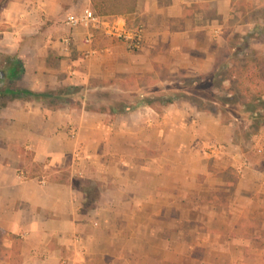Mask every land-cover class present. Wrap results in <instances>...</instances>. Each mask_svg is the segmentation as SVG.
<instances>
[{
  "label": "crops",
  "instance_id": "crops-1",
  "mask_svg": "<svg viewBox=\"0 0 264 264\" xmlns=\"http://www.w3.org/2000/svg\"><path fill=\"white\" fill-rule=\"evenodd\" d=\"M88 9L92 0H11L0 12V70L13 57L24 73L15 82L6 76L3 86L42 93L102 82L122 91L127 81L116 101L131 104L153 100L149 95L169 81L179 88L184 79L212 80L220 61L237 51L264 56V0H138L134 14L107 17L119 29L144 26L137 52L102 30H92L94 42L86 45L89 31L64 22ZM133 79L141 83L131 85ZM176 103L161 114L140 106L117 117L83 105L52 111L36 100L2 107L0 264H201L184 246L206 249L208 264H264V169L248 157L264 152V129L245 152L233 143L239 127L192 107L180 112ZM185 113L189 122L182 121ZM202 144L214 147V173L203 172L213 200L185 211L179 203L192 170L185 159L198 161ZM24 149L32 151L31 162ZM66 171L98 186L94 208L86 207L87 187L59 180ZM185 212L192 218L185 220ZM174 215L171 239L160 233L154 242Z\"/></svg>",
  "mask_w": 264,
  "mask_h": 264
},
{
  "label": "trees",
  "instance_id": "trees-1",
  "mask_svg": "<svg viewBox=\"0 0 264 264\" xmlns=\"http://www.w3.org/2000/svg\"><path fill=\"white\" fill-rule=\"evenodd\" d=\"M11 0L0 1V12L5 9ZM138 0H92V8L98 16L108 17L117 15H132L136 12ZM237 51L227 57L224 63L218 65V70L212 79L211 85L215 89L224 90V83L230 82L231 86L228 88L227 96L220 99H214V104L204 103L200 99H192V103L197 107L198 111L212 112L209 107H215L214 113H224L228 122H234L238 118L230 117L231 110L226 107L239 106L243 109L240 113L248 115L251 121L250 125L242 131L241 128L236 131L233 138V143L243 145L252 141L253 138L259 136L264 129V56H253L251 53ZM5 74L12 80H19L24 69L21 63L13 57H6ZM8 65V66H7ZM84 88L76 86H61L55 90L47 89L42 93H34L29 90L16 89L13 85L0 86V106L6 107L10 102L15 100L32 101L36 100L43 103L49 110L56 111L63 109L67 105L80 108L82 105L73 104L76 96L83 91ZM183 93V92H180ZM174 98H167V96H160L157 100L149 98L137 99L135 104H129L120 101H112L110 107H101L99 109H86L90 112H97L101 114H108L112 117L126 115L135 111L140 106H146L154 109L161 114L164 108L175 104L178 101H185L190 99L189 96L179 94ZM5 100V101H3ZM159 103L162 107L157 106ZM213 105V106H211ZM221 105V107L219 106ZM237 124V121H235ZM244 139L245 142L242 143ZM89 204V201L86 204ZM95 204H91L88 208L92 209ZM1 235V234H0ZM18 254V252H17Z\"/></svg>",
  "mask_w": 264,
  "mask_h": 264
},
{
  "label": "rangeland",
  "instance_id": "rangeland-1",
  "mask_svg": "<svg viewBox=\"0 0 264 264\" xmlns=\"http://www.w3.org/2000/svg\"><path fill=\"white\" fill-rule=\"evenodd\" d=\"M241 47L245 48V46H242V45H241ZM223 57L224 56L222 55L220 58H223ZM1 63L2 62L0 61V65H1ZM220 63H221V61H220ZM165 75H166V73H161V78L165 79L164 78ZM168 77L170 78V73H169ZM196 78H197V82L184 79L183 84L178 85L179 88H177L175 85L176 80L169 81L168 87L164 86L163 90H161V88H157L158 93H156V94H158V95L153 93L152 95H149V96L153 97L154 98L153 100H156V102H157V100L159 99V97L161 95L162 96L166 95L167 98H174L176 96H180L179 94L185 93V95L187 94L190 99L185 100V102H180V103H176V104L180 106L179 107L180 112L189 113L190 111H188V109L185 108V106L192 107L197 111V107L192 103L191 98L194 100L195 99L203 100L204 103L207 102L208 104H214V101L217 102L214 99H220V98H224L227 96L226 90H228V88H230V86H231V83L229 82L226 85V87H224V90L222 91L220 88L215 89V87L211 85V82H212L211 78H208L205 75L200 76V77H196ZM133 81H134V79H133ZM171 82H173L174 84L170 85ZM134 83H141V81L136 80L134 82H131V85ZM195 83H198V84L194 85ZM94 85L97 88H92L90 90L82 91L80 94H78L76 96L75 100H73V104L83 105L86 109H89V108L90 109H99L103 106L110 107L112 101H115L117 97L119 98V97L124 96V94H125L124 91H126L128 88L127 87V81L125 83L126 86H124L122 91L117 86L106 85L105 83H102V82L100 84L95 83ZM136 89H137V87H136ZM138 90H139V88H138ZM149 90L154 91L155 89L153 90L151 88ZM135 92H136V90H135ZM180 92H183V93H180ZM3 101H5V100H3ZM136 101H137V99L134 100V102L131 104H135ZM156 105L162 107L159 103H157ZM211 106H213V105H211ZM219 106L221 107V105H219ZM75 108H77V107H75ZM214 108L215 107H209V109H211L212 112H204V113L214 114V116L219 118L221 123L225 126L233 127V128L240 127L241 130L244 131L251 123V121L248 119V115L240 113L243 110V109H241L240 105L235 106V107L234 106L226 107V108L231 110L230 117H232L233 120H234V118H238V120L235 119V121H237V124L235 121L230 123L225 119L227 113L226 114L221 113V112L214 113V111H216ZM200 112H202V111H200ZM187 113L184 114L185 118L187 116L186 115ZM4 114H6V111L4 109H2V106H0V139H1L0 142L1 143H2V139H3V133L5 132L3 130V127H2L3 126L2 119H3ZM182 121L183 122H189L190 119L186 118V119H183ZM190 124L191 123H189V125H188L189 127H190ZM184 125H185V123H184ZM185 126H187V125H185ZM185 136H186L185 140L187 142V140H189V138H191V137L188 133H186ZM241 140H242V143L245 142L244 139H241ZM241 146H242V150H244L245 152L249 151V149L247 148L248 143H244ZM225 147H226V145H225ZM212 148H214V147H209V145H207V144H202V152H201V156L198 159V161L196 159L194 160V158H192L193 156L191 154H189V157H186V159H185V163H186L185 165L189 166L187 169L192 168V170L186 171L185 188L189 189V190L185 193V197L183 199L184 203L183 202L179 203V205H182V207H184L185 211L193 209V208H199L198 205H201V204L207 205L209 201L213 200L212 195L209 196L207 194L209 186L204 183V181L208 178V174L214 173L212 166H213V163L215 161V158L210 156ZM23 151H24V153L27 154V158L29 160L28 162H31L32 161V151H30V150L26 151L25 149ZM248 157L252 162L257 164V170L261 171L259 166H262V169H264L263 168V166H264V152H250V154H248ZM196 162H197V165H196ZM199 163H201V166L199 165ZM194 166H196V167H194ZM207 169H209V170H207ZM204 171L207 172L208 174H204L203 173ZM227 175L231 178L234 176V172L229 171L227 173ZM30 176H32V175H29V177ZM58 176H60L59 180L68 181V180L72 179L75 186L81 187L84 185V187H87L89 192H90V198H91L90 201L88 200L89 204L87 205V207L89 205H91L92 203L94 204V200L98 196V193H99L98 186L96 184L86 183L83 180V178L75 177L73 174H71L70 171L69 172H67V171L63 172ZM194 176L196 179H194L195 181L193 184L191 181V179H192L191 177H194ZM57 179H58V177H57ZM195 184H197V186H194ZM203 186L206 187V189L204 190L205 195L203 196L200 194L197 197L198 193H196V191L197 190L201 191ZM170 201L174 202V199H171ZM179 207H181V206H179ZM201 210L197 211L198 214L201 213L199 218L201 221L204 220L205 222H207V219H208L207 212H204ZM178 218H180V217H178ZM183 218L185 220H187V219L192 218V215L190 214V212L189 213L185 212ZM174 219H176L175 215L172 218L169 217V218H166L164 220V222H167V224H166L167 229L161 230L159 232H155L154 242H157V238H160V233H161V237L171 239V237L173 235V231L171 230V227L173 225H171L170 223H172L174 221ZM162 231H163V233H162ZM187 238L189 239V237H187ZM193 239L194 238L189 239V243L192 244ZM175 249L176 248L174 247L173 250L175 251ZM182 249H184L186 256H188L189 254H192L191 257L195 256L196 260H198L199 263L201 262V264H208L209 257L206 255V249L201 248V247L192 248V247H185V246ZM141 250H142V248H137L138 252ZM159 250H160V248H157V247L154 248V250H153L154 256H156V254H158V255L160 254L161 250L160 251ZM185 264H194V263L186 262ZM195 264H198V263L195 262Z\"/></svg>",
  "mask_w": 264,
  "mask_h": 264
},
{
  "label": "built area",
  "instance_id": "built-area-1",
  "mask_svg": "<svg viewBox=\"0 0 264 264\" xmlns=\"http://www.w3.org/2000/svg\"><path fill=\"white\" fill-rule=\"evenodd\" d=\"M73 31L79 28H85L89 31L84 38L86 45H92L94 42V35L92 30H102L108 37L116 38L122 41L131 52H137L142 49L145 36V28L143 25H137L130 29H119L115 22H110L107 17L98 16L93 10L88 9L81 15H68L64 22ZM105 29V30H104ZM66 42L71 44V40ZM72 137L77 135L75 129H71ZM80 175V174H79ZM25 178V174H21Z\"/></svg>",
  "mask_w": 264,
  "mask_h": 264
},
{
  "label": "water",
  "instance_id": "water-1",
  "mask_svg": "<svg viewBox=\"0 0 264 264\" xmlns=\"http://www.w3.org/2000/svg\"><path fill=\"white\" fill-rule=\"evenodd\" d=\"M5 79H6L5 72L2 71V70H0V86H3L4 85Z\"/></svg>",
  "mask_w": 264,
  "mask_h": 264
}]
</instances>
